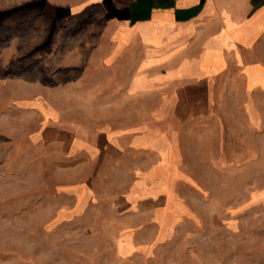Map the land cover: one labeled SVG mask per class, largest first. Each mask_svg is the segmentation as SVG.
Here are the masks:
<instances>
[{"label":"rangeland","instance_id":"rangeland-1","mask_svg":"<svg viewBox=\"0 0 264 264\" xmlns=\"http://www.w3.org/2000/svg\"><path fill=\"white\" fill-rule=\"evenodd\" d=\"M92 16L69 18V0H0V264H264V94L258 117L241 94L217 116L197 110L167 223L118 205L129 176L112 160L69 154L73 123L179 127L176 110L144 107L162 94L119 92ZM82 182L83 203L69 192Z\"/></svg>","mask_w":264,"mask_h":264},{"label":"crops","instance_id":"crops-1","mask_svg":"<svg viewBox=\"0 0 264 264\" xmlns=\"http://www.w3.org/2000/svg\"><path fill=\"white\" fill-rule=\"evenodd\" d=\"M86 14L97 19L98 61L112 69L119 92L162 94L144 107L162 110L151 113L156 118L176 110L179 127L157 128L141 120L93 131L73 123L69 154L83 153L98 164L112 160L115 171L129 176L116 186L118 205L137 219L167 223L172 183L182 173V135L203 113L197 110L217 116L218 109L232 107L228 98L241 94L243 107L259 115L255 94H264V0H69V18ZM91 190L88 182L69 184L82 203Z\"/></svg>","mask_w":264,"mask_h":264}]
</instances>
